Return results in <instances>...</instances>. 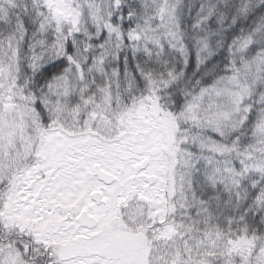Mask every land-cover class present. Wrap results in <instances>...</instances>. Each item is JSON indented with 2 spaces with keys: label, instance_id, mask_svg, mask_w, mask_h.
<instances>
[{
  "label": "snow or ice",
  "instance_id": "1",
  "mask_svg": "<svg viewBox=\"0 0 264 264\" xmlns=\"http://www.w3.org/2000/svg\"><path fill=\"white\" fill-rule=\"evenodd\" d=\"M0 264H264V0H0Z\"/></svg>",
  "mask_w": 264,
  "mask_h": 264
}]
</instances>
